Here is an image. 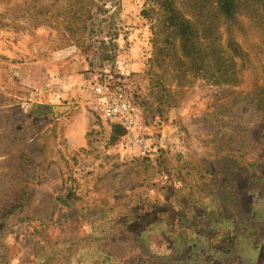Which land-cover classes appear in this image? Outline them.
Segmentation results:
<instances>
[{"label": "rangeland", "instance_id": "374dc122", "mask_svg": "<svg viewBox=\"0 0 264 264\" xmlns=\"http://www.w3.org/2000/svg\"><path fill=\"white\" fill-rule=\"evenodd\" d=\"M104 3L95 23L105 20V33L117 38L108 51L116 56L102 60L97 25L66 28L74 0H0V199L29 190L25 208L0 232V264H67L70 248L71 264H95L97 255L107 264H195V253L179 252L160 233L169 223L171 235L206 242L207 264H264V195L251 189L241 202L236 195L257 186L255 176L264 180V109L254 105L264 90V29L240 14L229 31L211 32L209 69L188 60L189 73L179 77L168 57L150 65L156 34L142 14L146 0ZM228 34L242 56L223 82L217 68L227 73ZM103 78L127 86L147 154L91 109L88 84ZM79 87L85 100L74 93ZM68 194L72 206L57 200ZM188 221L204 226L184 229ZM226 228L233 246L209 244Z\"/></svg>", "mask_w": 264, "mask_h": 264}, {"label": "trees", "instance_id": "16d2710c", "mask_svg": "<svg viewBox=\"0 0 264 264\" xmlns=\"http://www.w3.org/2000/svg\"><path fill=\"white\" fill-rule=\"evenodd\" d=\"M78 6L77 10L68 9L63 15H65V20L67 22L66 28L69 32L75 33L76 25H79L81 30L88 28L87 23L92 21V25L98 26L100 31L97 42L100 44V48H103L99 54L100 59L105 60L110 57H115L108 55V51L113 50L116 47L115 40L116 34L112 32L105 33V20L100 18V22L95 23V15H100L101 13H106L103 7L106 3L100 5L102 0H74ZM146 8L143 10V15L150 20L154 21L155 37L154 47H155V57L151 59V67L157 62L159 56L168 57L173 65V71H176L179 77L183 76L185 73H189L191 61L198 66H195L198 70H208L211 66L213 58L209 53L210 45V35L213 30L220 31V28H225L226 32L229 31L231 24L237 21L240 14H248L250 18L255 20V22L264 29V0H146ZM46 13L50 11L49 6H44ZM62 13L60 11L58 14ZM93 13V14H92ZM49 15V14H46ZM54 15H52L53 17ZM86 17L85 19L83 17ZM92 16V17H91ZM50 18V16H48ZM97 19V18H96ZM39 21V20H38ZM94 21V22H93ZM81 22V24H79ZM97 22V21H96ZM222 36L224 34L223 30L221 32ZM226 44V51H224V59L227 64V73L220 66L217 71L220 73V77L223 82H231L230 78H226L228 75H232V66L236 63L235 57L242 56L238 44L233 39L231 34ZM115 46V47H113ZM113 47V48H112ZM189 60V61H188ZM218 65V61H217ZM235 70V67H234ZM236 73V72H235ZM233 87V86H232ZM261 93L254 94V100L256 104L254 105L262 110L264 109V90H260ZM234 102L238 101L234 99ZM115 131L117 133L123 130L119 125H115ZM241 169V168H240ZM254 174V173H253ZM237 177V176H236ZM257 179V186L248 187L242 193L239 190L236 191V195L239 196L238 201L241 202V195L244 197L248 196L250 190L253 189L254 194L259 193L261 196L264 195V180L262 176H255ZM263 183V184H262ZM245 188V185H241ZM29 190L23 189L19 191L18 189H10L5 192L7 198L5 200L0 199V232L4 230L7 219L16 213L17 210H23L25 208V202L28 201L27 194ZM71 194L66 197L60 195L57 197L63 205L72 206L70 201ZM9 199L12 200L9 202ZM7 202V204H6ZM239 210L237 212L238 217L242 218L247 214V210L244 208V203H239ZM52 223L49 220L47 225ZM152 224V222H149ZM238 224L239 221H236ZM204 224L200 221L187 222L184 225V229L188 226H193L198 231L201 230ZM242 225V223H241ZM173 225L169 223L166 230L162 229L160 233H167L168 240L174 241V247H178L179 252H185L188 254H194L197 258L194 260L197 264L204 263V251L202 249L206 247L205 241L199 238L194 240H189L184 236L185 233H179L177 235H171L173 233ZM263 230L262 227L259 228ZM230 228H226L224 233L219 236L217 233H213L212 236L209 235L211 240L209 244H212L215 248H224L225 246H233L235 244V237L230 236ZM238 231L239 228L236 227ZM260 236V235H259ZM173 237V238H172ZM264 238V236H262ZM224 238L226 240H224ZM262 239V238H261ZM263 245V244H262ZM101 249V246H98ZM44 249L43 246L40 247L38 251V257L41 259V251ZM73 248H70L69 254L67 255V264H71V257L73 255ZM76 250V249H75ZM102 250V249H101ZM231 253L232 249L228 248L222 251L221 255ZM57 254L55 251L52 254L51 259H54ZM253 255L249 256V259H253ZM189 259V257H188ZM43 260V259H42ZM109 257L106 256L102 258L101 255L94 257L95 264H107L109 262ZM45 262H39L38 264H46ZM62 264V263H60Z\"/></svg>", "mask_w": 264, "mask_h": 264}, {"label": "built area", "instance_id": "2783aa9c", "mask_svg": "<svg viewBox=\"0 0 264 264\" xmlns=\"http://www.w3.org/2000/svg\"><path fill=\"white\" fill-rule=\"evenodd\" d=\"M88 89L91 93L89 102L91 109L119 125L125 133L124 138L141 154L150 152L151 144L141 122L139 107L133 101L123 81L103 78L89 83Z\"/></svg>", "mask_w": 264, "mask_h": 264}, {"label": "crops", "instance_id": "0c3cea01", "mask_svg": "<svg viewBox=\"0 0 264 264\" xmlns=\"http://www.w3.org/2000/svg\"><path fill=\"white\" fill-rule=\"evenodd\" d=\"M62 69H64V66H63ZM72 74H75V73H72ZM75 75L73 77H75ZM74 93H75V95H77L78 97H80V98H82L84 100L88 97L87 92L85 90H82L81 87L76 89ZM79 102L82 103L81 99H79ZM58 108H61L62 110H64V109H67L68 107H58Z\"/></svg>", "mask_w": 264, "mask_h": 264}]
</instances>
